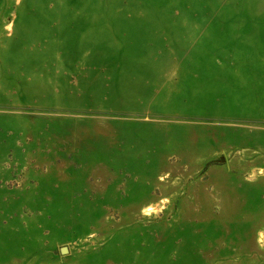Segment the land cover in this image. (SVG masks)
<instances>
[{
	"label": "rangeland",
	"instance_id": "1",
	"mask_svg": "<svg viewBox=\"0 0 264 264\" xmlns=\"http://www.w3.org/2000/svg\"><path fill=\"white\" fill-rule=\"evenodd\" d=\"M0 264H264V0H0Z\"/></svg>",
	"mask_w": 264,
	"mask_h": 264
}]
</instances>
